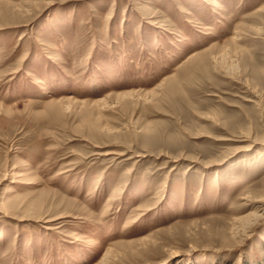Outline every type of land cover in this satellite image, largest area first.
<instances>
[{"label": "rangeland", "instance_id": "rangeland-1", "mask_svg": "<svg viewBox=\"0 0 264 264\" xmlns=\"http://www.w3.org/2000/svg\"><path fill=\"white\" fill-rule=\"evenodd\" d=\"M0 264H264V0H0Z\"/></svg>", "mask_w": 264, "mask_h": 264}, {"label": "bare ground", "instance_id": "bare-ground-1", "mask_svg": "<svg viewBox=\"0 0 264 264\" xmlns=\"http://www.w3.org/2000/svg\"><path fill=\"white\" fill-rule=\"evenodd\" d=\"M261 205V204H260ZM261 208V207H260ZM263 214V213H262ZM255 217V216H254ZM250 219V218H249ZM248 220V219H247ZM252 220V219H251ZM255 222V221H254ZM249 223V222H248Z\"/></svg>", "mask_w": 264, "mask_h": 264}]
</instances>
